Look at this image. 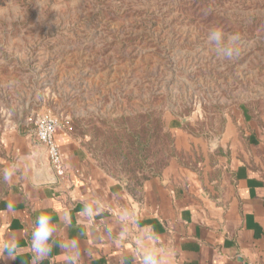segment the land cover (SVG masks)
<instances>
[{"label":"rangeland","instance_id":"1","mask_svg":"<svg viewBox=\"0 0 264 264\" xmlns=\"http://www.w3.org/2000/svg\"><path fill=\"white\" fill-rule=\"evenodd\" d=\"M262 107L264 0H0V158L4 135L49 112L138 180L211 164L228 117Z\"/></svg>","mask_w":264,"mask_h":264},{"label":"crops","instance_id":"2","mask_svg":"<svg viewBox=\"0 0 264 264\" xmlns=\"http://www.w3.org/2000/svg\"><path fill=\"white\" fill-rule=\"evenodd\" d=\"M33 118L2 138L0 240L14 236L18 248L0 264H145L150 251L163 264H264V107L228 117L211 164H169L138 180L104 170L59 124L65 172L46 181L52 169ZM182 125L169 119L170 130ZM41 213L55 229L43 259L31 248Z\"/></svg>","mask_w":264,"mask_h":264},{"label":"clouds","instance_id":"3","mask_svg":"<svg viewBox=\"0 0 264 264\" xmlns=\"http://www.w3.org/2000/svg\"><path fill=\"white\" fill-rule=\"evenodd\" d=\"M223 33L219 29L210 30L209 39L220 42L222 40ZM238 36H232L231 40H238ZM222 52L225 56H231V49L228 46L222 48ZM11 177V172L5 173V179ZM11 208V205H9ZM51 217L47 214H39L36 220V225L32 231L31 236V248L35 255L39 259H43L51 250V244L49 240L51 238L52 232L55 230L54 226L51 224ZM61 247H64L61 245ZM18 248V242L14 236H10L6 240H0V257H5V254L10 259L16 258V252ZM145 264H163V260L156 259V254L154 252H146L143 257Z\"/></svg>","mask_w":264,"mask_h":264},{"label":"built area","instance_id":"4","mask_svg":"<svg viewBox=\"0 0 264 264\" xmlns=\"http://www.w3.org/2000/svg\"><path fill=\"white\" fill-rule=\"evenodd\" d=\"M34 135L37 142L45 147L47 157L56 178H62L65 172L59 147L54 133L59 125L58 119L49 112L37 115L33 119Z\"/></svg>","mask_w":264,"mask_h":264},{"label":"water","instance_id":"5","mask_svg":"<svg viewBox=\"0 0 264 264\" xmlns=\"http://www.w3.org/2000/svg\"><path fill=\"white\" fill-rule=\"evenodd\" d=\"M43 146V145H42ZM43 148L45 149V147L43 146ZM52 169V168H51ZM46 181H49V182H53V181H56V177L53 173V170L52 172L49 174V176H46L45 177Z\"/></svg>","mask_w":264,"mask_h":264},{"label":"trees","instance_id":"6","mask_svg":"<svg viewBox=\"0 0 264 264\" xmlns=\"http://www.w3.org/2000/svg\"><path fill=\"white\" fill-rule=\"evenodd\" d=\"M32 3V2H31Z\"/></svg>","mask_w":264,"mask_h":264}]
</instances>
